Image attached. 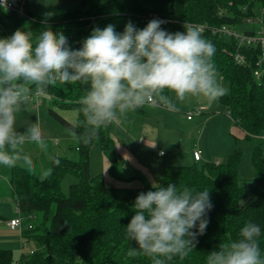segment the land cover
Returning a JSON list of instances; mask_svg holds the SVG:
<instances>
[{
  "label": "trees",
  "instance_id": "obj_1",
  "mask_svg": "<svg viewBox=\"0 0 264 264\" xmlns=\"http://www.w3.org/2000/svg\"><path fill=\"white\" fill-rule=\"evenodd\" d=\"M257 10H264V0H79L72 9L35 8L32 0L25 6L26 16L0 8V38L10 37L16 30L39 34L45 28L63 32L70 47L79 49L94 28L114 26L118 19H132L149 13L174 20L177 31L185 23L206 25L208 29L235 27L240 19H251ZM50 14V15H49ZM146 25V24H144ZM264 31V22L262 23ZM258 32L245 31L247 35ZM215 46L212 58L218 73L229 85V93L218 102L232 122L244 132V140L252 143L251 164L254 170V188L251 196L245 195L237 168L241 150L236 147L225 162L205 161L191 165H165L162 181L188 187L195 191L210 190L212 209L207 213L208 226L197 237L198 243L190 255L169 264H206L209 252L218 250L221 242L238 238L241 227L254 222L261 227L259 245L264 257V69L255 77L257 61L264 56L259 43L238 46L233 38L213 34L202 35ZM245 61H235L236 54ZM57 109L75 112L71 122L49 109L53 119L66 129H75L83 136L85 127L79 113L81 98L87 86L79 83L57 85L48 89ZM169 95V93H166ZM111 125L102 128L90 141L76 140L77 159L53 156L48 161V174L38 178L27 168L17 166L9 170V188L22 224L31 225L21 231V238H33L41 248L28 254L20 253L14 260L11 250L0 249V264H151L144 255L128 256L135 243L127 239L126 226L135 214L133 208L141 192L153 190L141 177H123L113 157H109L108 174L121 181L140 180L139 186L107 185L102 174L90 176L89 153L98 146L108 154L114 143ZM238 142L237 140L235 141ZM58 161V163H57ZM70 173L76 182L69 185L68 194L61 191L64 174ZM53 210V211H52ZM195 231V229H194Z\"/></svg>",
  "mask_w": 264,
  "mask_h": 264
},
{
  "label": "clouds",
  "instance_id": "obj_2",
  "mask_svg": "<svg viewBox=\"0 0 264 264\" xmlns=\"http://www.w3.org/2000/svg\"><path fill=\"white\" fill-rule=\"evenodd\" d=\"M163 23L153 19L137 29L128 22L123 33L111 24L102 30L94 28L76 50L63 32L51 28L35 35L18 29L0 38V166L31 171L34 162L26 146L48 152L39 120L21 130L18 117L33 94L47 95L58 84L87 86L78 110L85 133L80 136L69 129L73 139L86 143L100 129L119 124L139 108L178 112V105L189 98L203 97L211 104L227 95L212 61L215 46L203 38L201 30L185 24L183 32L170 33L162 29ZM212 207L210 190L154 184L153 190L141 192L134 202L126 236L135 247L129 248L128 256L144 255L151 264L187 258L196 248L197 237L205 233V217ZM260 237V225L246 223L238 238L221 242L218 250L208 253L206 264H264Z\"/></svg>",
  "mask_w": 264,
  "mask_h": 264
},
{
  "label": "rangeland",
  "instance_id": "obj_3",
  "mask_svg": "<svg viewBox=\"0 0 264 264\" xmlns=\"http://www.w3.org/2000/svg\"><path fill=\"white\" fill-rule=\"evenodd\" d=\"M32 2L34 3L35 8L49 7L57 8L61 11H66L74 8L79 3V0H32ZM128 22H131L133 25H135L137 29H143L146 26L132 19H118L116 21V24L120 27V29L117 31V33H123L125 25ZM263 22L264 10H257L256 15L254 17H252L251 19H240L237 25L235 27L230 28V30L231 32L237 34H244L245 31H252V29H254L255 32H259L262 31L260 29L263 28ZM161 27L162 29L170 33L181 32L177 31L171 24H166ZM224 37L226 40H230L231 38L228 35ZM218 78L219 82L228 89L229 93L230 89L228 83L225 80H222V78H220L219 73ZM197 98L198 100H200V102L201 100L204 101L209 107L213 106L209 111L198 108L200 111L203 112V116L207 117L202 125V129L206 134V137L210 136L208 140H215L214 143L218 147L217 150L220 151H215L213 147L214 156L217 157L213 158L212 161L221 160V162H225L227 159V155L225 156L226 153H223V151L227 150V154H230L233 148L239 147L241 150V160L237 168V173L240 180V184L245 188V195L251 196L255 184L254 170L250 160L252 152V143L246 142L244 138L241 137L240 141H238L236 145H234V139L230 134L232 124L231 120L228 117V114L220 111V106L218 105L217 101L209 104V102L205 98ZM51 101L52 99L49 90L47 95L33 94L26 109L18 117V127L21 130H23L24 127L28 126L30 123L38 119L43 129L45 139L48 142L47 153L39 151L35 145H28L25 149L26 153L31 156L34 162V167L31 171L35 173L38 178H42V176H44V173L48 171V161L53 156H64L73 160L77 159V153L74 149L76 145V139H73L70 136L68 129L61 126L53 119V117L49 113V109L55 110L60 116L71 121V118L76 116L75 112L65 109H57ZM176 127L178 128V131H183L184 134L186 133V131L184 130H186L187 127L190 128L188 124L186 125L185 115H183V120H176ZM261 136L264 137V132ZM188 143L191 144V141ZM262 151L264 153V140ZM203 156H201L202 159L200 162H198V164L205 162ZM102 159L103 154L98 146H95L90 150V176L102 174L104 172L102 166ZM155 159L162 160V158ZM191 164H193L192 161L191 163H180L177 165ZM9 170L10 169L8 168L0 166V249L11 250L14 260H18L20 253H23L25 255L32 251L39 250L41 246L33 238H21L20 228L11 230L5 226L6 219L10 220L19 216L16 211L15 202L12 198L9 188ZM105 180V183L107 185H110L114 181L108 176ZM74 182H76V178L72 174H64L61 181V191L63 192V194H68L69 185Z\"/></svg>",
  "mask_w": 264,
  "mask_h": 264
},
{
  "label": "crops",
  "instance_id": "obj_4",
  "mask_svg": "<svg viewBox=\"0 0 264 264\" xmlns=\"http://www.w3.org/2000/svg\"><path fill=\"white\" fill-rule=\"evenodd\" d=\"M220 78H222L221 75ZM169 95L172 96L173 94L169 93ZM217 103L220 106V111L224 112L221 103L218 101ZM178 106V112L145 106L129 112L119 124L111 125L110 131L114 146L108 154L102 152L104 181L108 176L114 180L110 184L112 186L136 187L140 185L139 179L125 182L109 175V157L115 159L117 168L123 177H141L151 186L161 183L162 168L165 165L191 163V161L198 163L203 155L205 161H212L213 158L217 157L214 156V150L219 151L214 143L215 140H208L210 136L206 137L202 129L203 122L207 117H204L203 112L198 109L209 111L213 106L209 107L202 100L200 102L197 97L189 98ZM189 111L193 112L190 118L187 117ZM183 115H185L186 125L190 126L184 130L186 131L185 134L183 131H178L176 127V120H183ZM71 119L72 121L68 120L75 122L76 116ZM229 119L231 120L230 117ZM231 124L232 133L230 132V134L234 139V145H236L235 141H240L241 137H244V132L232 120ZM190 141L191 144L188 143ZM196 150L200 151L198 161H195L192 155L193 151ZM159 152H162V155H158ZM223 153H226L225 156L228 157L227 150H224ZM154 156L155 158H162V160L155 159ZM216 162H221V160H216ZM6 221L8 219L5 220V226L8 227Z\"/></svg>",
  "mask_w": 264,
  "mask_h": 264
},
{
  "label": "built area",
  "instance_id": "obj_5",
  "mask_svg": "<svg viewBox=\"0 0 264 264\" xmlns=\"http://www.w3.org/2000/svg\"><path fill=\"white\" fill-rule=\"evenodd\" d=\"M27 1L28 0H0V8L4 11L14 12L19 16L25 17L26 16L25 6H26ZM153 19H158V20L163 21L164 23L161 26L166 25V24H172L174 22V20H172V19L160 17V16H158L156 14H152V13L140 16L139 22L141 24L147 25L148 22H150ZM185 24L197 26L201 30L202 35H204L205 32L208 30V27L206 25H199V24H193V23H185ZM185 24L182 25L181 32L184 31V25ZM210 31L213 34L230 36L231 38H233L234 40L237 41L238 46L259 43V45L262 48H264V31L263 30L259 31L255 35H247L245 33L244 34H237V33L231 32V30L225 26H221L220 28L210 29ZM234 59L239 64H243L245 61L244 56L240 55L238 53L235 55ZM256 65H257V69L253 72V74L255 77H259L261 70L264 69V56H262L257 61ZM192 113L193 112H190L187 115V117L190 118ZM158 155H162V152H159ZM192 155H193V159L195 161H198L200 158V151H198V150L193 151ZM16 211H18V210L16 209ZM6 225L10 229H13V230L16 228H20L21 231L23 229L31 228V225L22 224V220H21L20 216H18L17 218L10 219V220L6 221Z\"/></svg>",
  "mask_w": 264,
  "mask_h": 264
}]
</instances>
